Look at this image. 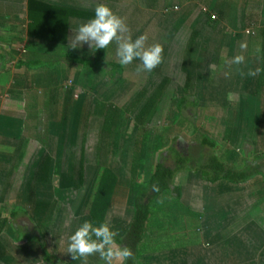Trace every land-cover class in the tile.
<instances>
[{
    "label": "crops",
    "instance_id": "crops-1",
    "mask_svg": "<svg viewBox=\"0 0 264 264\" xmlns=\"http://www.w3.org/2000/svg\"><path fill=\"white\" fill-rule=\"evenodd\" d=\"M28 1L0 0V199L13 195L11 191L16 183L23 192L17 197L33 198L35 191H44L43 186L50 177L51 158H43L42 161L35 162L31 158L32 154L26 160L25 157L30 148L29 142L36 139L42 122L40 119L45 117V108H48L43 101H48L50 104L51 101H62L63 107L66 106L67 99L66 94L55 95L57 97L53 95L43 97V95L52 93L53 88L63 80L70 79L71 82L80 84L79 78L82 77L84 68L106 71L110 69V73L114 75V70H123L125 65L132 68L131 64L139 63V71L147 70L149 79L159 80L151 97L156 96L155 93L161 92L167 85L181 84L185 97L179 99L180 103L188 101V98H192L195 105L198 101L218 102L220 114L211 125V131L219 129L217 132L221 134V138H224L227 131L235 134V139L239 141L242 138L244 140L250 138L255 142L254 148H251L253 144L250 146L254 152H259L260 147L264 149L263 137L260 136L262 134L260 132H264V124L260 122L264 120V0H35L61 10L96 16V18H83L71 15L65 18L62 12L42 15L43 20L48 22L51 20L50 15L59 18L54 21L58 22L59 28L64 26V37L61 31V36H58L60 33L57 34L59 39L63 38L62 41L45 40L42 34L28 33L31 20ZM241 12L243 15L237 20V14ZM211 14L215 17H211ZM167 19L178 26L171 36L169 52L162 55L161 52L156 51L162 37L159 28ZM145 38L146 42H144ZM28 52L33 53L34 59L26 57ZM84 61L101 64H98V68H94L83 66ZM152 62L154 67L146 66ZM55 70L59 73H53L56 72ZM103 77L108 81V77ZM99 83H102V79ZM150 84L153 85L151 81ZM212 86H214L213 90ZM193 87L194 97H191ZM142 92L147 94V91L142 89L134 100ZM230 94L235 97L234 115L228 109L231 108L232 102L229 99ZM141 113H145V110ZM64 115H60L59 109L57 110L58 119L65 117ZM71 115L75 117L73 113L69 116ZM148 116L147 112L145 118L147 119ZM234 118L251 119L252 128L260 134L256 136L253 133L254 137L251 138L250 134L242 131L241 123L234 126ZM46 120L48 119L45 117L42 123L45 124ZM231 144V142L227 143V146L221 149V155H216L222 162L241 170L246 164L238 166L234 162L231 163L237 158L234 154L237 150H232ZM242 144L244 142L241 140L239 146L241 147ZM230 150L231 152L228 153ZM146 159L147 156L143 160ZM144 161L137 165L138 173L141 170L147 172L149 161L145 165ZM157 161L147 172L149 174L143 180L144 183L153 172ZM43 162L47 163L48 168ZM190 166L188 165L189 169L174 175L173 185L180 189L179 199L176 200L170 191H165L149 203L145 235L139 245L140 251L148 253L150 251L153 253L151 255H157L162 251V249L151 250L150 245L143 244L150 238L153 242L160 241L166 245L165 251L177 255L178 260L185 255L184 252L189 255L190 248H193L198 250L197 259H202L203 264H221L227 260V254L230 255L231 252L220 249V252L213 253L214 257H212L208 251L209 242L217 240L216 244L219 246L230 245L226 233L233 228L237 233L243 230V223L247 217L251 219L250 231L264 229V197L262 207H259V199L261 195L264 196V177L256 175L246 185L231 183L224 179L211 183L204 179L196 168ZM263 172L264 170L261 173ZM29 180L33 181V195H29L26 191ZM126 180L119 176L115 177L110 196L114 198L117 191L120 192L119 195L127 196L131 191L129 195L131 201L123 215H118V212L115 215L117 222H125L124 228H127L132 218L133 198L137 192ZM189 187L193 188V194L187 190H192ZM203 189L205 191L201 194L199 190ZM184 192L189 198L185 203L182 200ZM161 198L164 199L159 202ZM171 202L178 204L181 202L184 207L192 209L190 212H193L194 216H191L190 225L200 214H204V218L201 219L204 225L212 226L213 222H216L211 216H205L206 207L213 208L225 216L229 215L230 218L221 225L226 224V227L221 228L219 233L216 229L212 234L209 233L207 247L203 245L199 249L195 247L196 244L189 240V233L186 234V238L180 239L184 241L182 244L167 242L165 234L158 236L156 233H159V229L162 230V215L176 210L171 206ZM228 202L237 208L236 210L234 208V211H237L235 215L228 207ZM16 210L13 209L11 214L17 213ZM20 212L26 213V210L21 207ZM123 217H127V220H123ZM260 239L262 240L260 245L264 247V238ZM243 245L244 243H240V246ZM247 245L253 249L259 245V242L256 240V243L249 242ZM100 246L110 247L113 244L104 245L94 238L78 264L92 259ZM140 260L141 256L138 254V264H141Z\"/></svg>",
    "mask_w": 264,
    "mask_h": 264
},
{
    "label": "rangeland",
    "instance_id": "rangeland-1",
    "mask_svg": "<svg viewBox=\"0 0 264 264\" xmlns=\"http://www.w3.org/2000/svg\"><path fill=\"white\" fill-rule=\"evenodd\" d=\"M242 15L243 12L237 14V20H240ZM177 26L170 19L161 25L159 29L162 37L159 40L157 52H161L162 55L169 52L171 36L177 30ZM145 40L146 38L144 42H146ZM26 57L34 59L32 52H28ZM98 64L101 63L96 62L94 68H98ZM153 65L154 62L148 63L146 66L154 67ZM131 66L133 69L125 65L123 70H114V75L110 73V69L106 71L104 69L84 68L83 75L79 78L80 84L67 79L60 81L58 86L53 88V94L43 93V97L66 94V106L62 107V101H51L52 104L43 101L48 107L45 108V113L43 112L48 120L44 124L42 122L45 117L40 119L42 122L39 125V132L36 134L35 140H30V148L25 160L27 157L30 158L31 154V158L35 162L50 157V177L43 186L44 191H35L33 198L17 197L18 194L21 196L23 192L20 191V185L16 183L15 188L11 191L14 194L0 199V219H7L5 227L0 233V242L6 251L5 256L0 259V264H45L42 261L39 246L34 239L39 237L38 231H41L43 235L42 241L45 242L46 249L54 257V264H67L71 260L75 245L90 225V206H93L92 201L96 191L104 180L107 187L109 183L113 182L110 179L113 175L126 178L131 184V188L138 191L144 185L143 180L146 179L149 174L147 172L151 170L155 161L158 160L165 166L175 168V155L170 149H175L180 156L189 158V164L192 168L197 169L200 165L197 159L198 153L204 152L209 156L208 154L213 151L207 146L200 147L197 145V141L201 137H208L213 141L218 146L214 153L219 155H221L223 146H227L226 144L231 142L232 150H237L236 153L234 152L237 158H234L231 163L234 162L238 166H242L243 163L253 164L252 166L258 167L260 170L258 177H264V172L261 173L264 170V149L260 147L259 152H254L251 148L255 147V142L251 141L250 138L244 140L241 137L244 144L240 147L239 142L241 140H236L235 134L227 131L224 138H221V134L217 132L219 129L216 128L215 131H211V125L215 123L216 116L220 114L218 102L198 101L195 105L194 100L188 98V101L182 102L180 106L179 99L184 98L185 94L181 89V84L177 83L167 85L161 92L155 93L156 96L151 97L150 95L156 89V83L159 80L149 79L147 70L139 71V63H133ZM55 71L53 73H59L57 70ZM103 76L108 77V81H105L107 78ZM98 77L102 79V83H99ZM150 81L153 85L150 84ZM118 82L123 86L119 85ZM142 89L146 90L147 94L140 100L139 105L132 110L130 104ZM213 89L214 86H212ZM190 96L194 97V87ZM229 99L232 102L230 103L231 108L228 107V109L234 115V95L230 94ZM44 104L41 106V110L44 108ZM58 109L60 115L65 114V117L58 119L59 117L56 116ZM144 110V117L147 112L149 113L145 122L146 133L143 137L141 134V138L136 141L139 126L135 117L137 113ZM72 113L75 117L69 116ZM234 119V126L241 123L242 131L245 134H250L251 138L254 137V134L257 136L262 133L260 136L263 137L262 141H264V132L257 134V131L252 128L251 119ZM234 119L228 120L234 121ZM260 122L264 124V120H260ZM239 136L242 135L239 134ZM142 139L144 140L141 148L143 158L140 162L142 163L147 156L144 165L148 164L147 161L149 164L147 172L141 170L138 173L137 166L132 169L131 160L133 153L137 155ZM137 142L138 145L135 146ZM60 147L62 148L60 149ZM230 152L231 150L228 151V153ZM43 163L48 168L47 163ZM247 183H243V185ZM27 184L26 191L31 195L34 191L33 181L29 180ZM112 186L110 187L112 188ZM191 189V191L187 190L193 194V188ZM204 191V189L199 190L201 194ZM119 193L117 191L114 198H110V194L106 199L107 206L103 213L104 217L100 224L94 225L93 236L104 229L109 230L118 238L123 237L127 229L124 228L125 222H117L115 215L117 212L118 215H123L131 201L129 196L131 191L127 196L119 195ZM186 195L184 192L182 197L184 203L185 200L187 202L189 200ZM263 197L261 195L259 199V207H262ZM163 199L158 201L161 202ZM202 200L205 201L203 198ZM229 203L227 205L235 215L237 211H234V205ZM170 204L176 210L169 213L165 212L162 215V230L159 229V233L156 234L158 236L165 234V239L171 243H184L180 239L186 238V234L189 233V240L196 244L195 247L198 249L202 245L207 247L209 233L212 234L215 229L219 233L221 228L226 227V224L221 225L230 218L229 215L225 216L213 208L206 207L205 216H211L216 222H213L212 226L204 225L201 223L204 214H200L195 217L194 223L190 225L191 216H194L193 212H190L192 209L187 208V206L184 207L181 202L179 204L178 202H171ZM21 207L26 210V213L20 212ZM197 208L201 209L198 206ZM239 208L244 209V207ZM13 209L18 211L14 216L11 215ZM123 220L126 221L127 217H123ZM243 224V230L238 233L234 228L226 233L230 245L219 246L216 244L217 240L208 243L210 245L208 251L212 257H214L213 253L218 254L220 249H223L224 252H231L230 255L227 254V260L221 264H264V247L260 245L262 241L260 238H264V229L250 231L251 219L248 217ZM256 240L259 245L253 249L247 245L249 242L256 243ZM240 243H244L243 247L240 246ZM143 244L150 245L149 249L151 250L162 249V251L158 252L157 255H151L153 253L150 251L149 253L140 251V246L141 264H203L202 259H197L198 250L196 249L190 248L189 255L184 252L185 255L178 260L176 259L177 255L165 251L166 245L160 241L153 242L149 238ZM236 244L239 245L236 246ZM121 261H123V257L120 246L113 245L110 247L100 246L92 259L81 264H120Z\"/></svg>",
    "mask_w": 264,
    "mask_h": 264
},
{
    "label": "trees",
    "instance_id": "trees-1",
    "mask_svg": "<svg viewBox=\"0 0 264 264\" xmlns=\"http://www.w3.org/2000/svg\"><path fill=\"white\" fill-rule=\"evenodd\" d=\"M49 12L55 14H60L62 12V16L65 18L71 15L83 18H96V16L90 15L88 13L74 12L65 9L61 10L58 7H52L35 0H29L28 13L31 20L28 25V33L32 35L42 34L43 39L45 40L62 41L63 38L59 39L58 36H61V33H63L64 37V26L59 28L58 22L54 21L59 20V18L50 15L51 20L49 22L43 20L44 18L42 17V15ZM210 16L215 17V15L213 14H211ZM59 33L60 35L57 36V34ZM82 65L94 67L95 62L84 61L82 62ZM144 94L145 93L142 92L133 102H131L130 107L132 108V110L134 107H137L139 105L140 100H142L144 97ZM180 105H182V103ZM144 114L145 113H137L135 117L139 125V129L137 131L138 134H136L137 136L135 139L136 141L141 138V134L143 137L146 133V130L144 128V119L146 118L144 117ZM143 141L144 140L142 139V142L140 144L141 147L140 149H138V152L136 151L137 155L133 153L132 169H135L142 159L141 148L143 146ZM135 144V146H137L138 142ZM198 146H207L210 150H213L211 154H208L209 156H207L204 152L198 153L199 155L197 158L200 162V165H198V168L196 170L208 182L214 183L217 180L224 179L231 183L243 184L249 182L252 177L260 173L259 168L252 166V164H246L244 168H242L241 170H237L235 169V167L222 162L214 153V150L217 147L216 144L208 140L206 137L200 138ZM170 150H172L171 152L175 155V168L172 169L165 166L162 162H156L153 172L147 178L144 185L140 187L134 195L132 218L122 238L116 237L108 230H101L96 234V236H93L94 225L100 224L104 217L103 213L105 207L107 206L106 199L110 196L112 190L110 186L115 181L114 175L110 177L111 180H114L113 182L109 183L110 186H105V180L101 183V185H99L96 191V195L94 196V199L92 201L93 206H90V225L85 229L83 235L75 245L71 260L67 264H78L94 238H97L104 245L113 244L120 246L123 255L122 264H138V247L145 235L149 203L165 191H170L172 196L176 200L179 199L180 189L173 185V178L175 173L185 170L186 168H188V165L190 166L189 158L180 156V154L177 153L175 149ZM11 215L14 216L15 213H12ZM6 222V219L0 220V233L2 232ZM38 233L39 237L34 239L40 247L43 262L45 264H54V258L47 251L45 242L42 241L43 235L41 231H38ZM5 254V248L0 242V259L5 256Z\"/></svg>",
    "mask_w": 264,
    "mask_h": 264
},
{
    "label": "built area",
    "instance_id": "built-area-1",
    "mask_svg": "<svg viewBox=\"0 0 264 264\" xmlns=\"http://www.w3.org/2000/svg\"><path fill=\"white\" fill-rule=\"evenodd\" d=\"M175 9V8H174ZM246 33H249L248 31H246Z\"/></svg>",
    "mask_w": 264,
    "mask_h": 264
}]
</instances>
